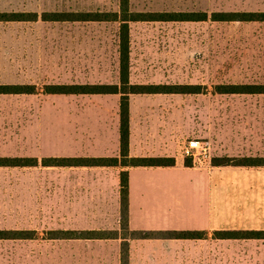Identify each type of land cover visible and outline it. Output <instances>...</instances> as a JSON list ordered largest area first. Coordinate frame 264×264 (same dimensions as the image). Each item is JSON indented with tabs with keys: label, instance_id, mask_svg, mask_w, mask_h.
<instances>
[{
	"label": "crops",
	"instance_id": "1",
	"mask_svg": "<svg viewBox=\"0 0 264 264\" xmlns=\"http://www.w3.org/2000/svg\"><path fill=\"white\" fill-rule=\"evenodd\" d=\"M35 3L36 0H0V86L34 87L33 91L0 92V264H122L123 243L126 264H264V238L215 234L264 229V165L213 162L220 157L264 156V143L249 146V138L243 135L224 133L219 137L216 127L201 126L193 138L209 146L210 156L191 160L188 165L183 153L185 143L176 142L170 130L151 126L155 118L146 116L145 106L137 103L166 93L129 95V154L174 157V165L62 166L65 172L56 176L60 184L43 200L40 129L14 125L20 111L23 115L27 110L29 115L40 111L42 85L40 79L31 78L35 76V61L11 60L10 46L4 44L11 26L43 19L42 12L31 9ZM132 22L137 21H131L130 26ZM93 95L113 103L96 109L98 115H91V122L97 125L88 132L83 130L80 136L76 130L67 131V143L73 144L67 156L120 154V94ZM254 138L257 142L260 139L254 136L252 141ZM10 157L29 161L10 165L4 162ZM125 169L129 181V230H194L201 234H123L120 174ZM43 213H50L46 240L51 251L46 253L42 251ZM68 230H117L119 234L63 237L61 231Z\"/></svg>",
	"mask_w": 264,
	"mask_h": 264
},
{
	"label": "rangeland",
	"instance_id": "2",
	"mask_svg": "<svg viewBox=\"0 0 264 264\" xmlns=\"http://www.w3.org/2000/svg\"><path fill=\"white\" fill-rule=\"evenodd\" d=\"M18 7V6H17ZM137 11H202L206 20L137 21L130 26L131 81L137 84H199V93H166L137 101L151 126L170 130L187 143L201 126L216 127L219 137L237 134L247 145L264 143V93H220L218 85L264 84V20H214L213 12H264V0H130ZM29 7H26L28 10ZM36 12L116 11L119 0H41ZM43 17V16H42ZM4 44L11 60L35 61L36 81L49 83H119V23L116 21L20 22ZM40 63V67H39ZM135 94V93H134ZM93 94L42 92L40 111L19 112L15 127L40 129L42 158L67 156L73 147L67 131L96 127L91 115L113 102ZM37 102V99H36ZM14 119L11 118V122ZM11 127L13 124L11 123ZM215 132V133H216ZM259 136L257 140L252 138ZM261 144H260V143ZM68 147V148H67ZM187 161H191L186 156ZM41 165L43 200L65 172ZM17 170V169H15ZM50 213H43V253Z\"/></svg>",
	"mask_w": 264,
	"mask_h": 264
},
{
	"label": "trees",
	"instance_id": "3",
	"mask_svg": "<svg viewBox=\"0 0 264 264\" xmlns=\"http://www.w3.org/2000/svg\"><path fill=\"white\" fill-rule=\"evenodd\" d=\"M44 20L51 21H116L119 23V83H49L44 84L42 92L49 94H120V154L118 156H49L42 159L43 165L58 166H170L175 164L174 157L168 156H131L129 154V95L131 93H199V84H137L130 82V22L131 21H182L205 20L207 12L202 11H137L130 7V0H119L116 11L95 12H63L42 13ZM214 20H264V12L229 11L213 12ZM33 86L9 85L0 86L1 91L24 92L33 91ZM220 93H264V84H226L218 85ZM10 165H23L28 158H4ZM37 162V160H35ZM217 164L264 165V156L220 157L214 158ZM189 165L191 161H187ZM120 181L121 192V229L123 234L137 237H195L201 232L194 230H129L128 205L129 181L128 171L122 170ZM63 237H117V230H68L61 231ZM221 237L264 238L263 230H230L217 231ZM126 243L122 248V264H126Z\"/></svg>",
	"mask_w": 264,
	"mask_h": 264
},
{
	"label": "built area",
	"instance_id": "4",
	"mask_svg": "<svg viewBox=\"0 0 264 264\" xmlns=\"http://www.w3.org/2000/svg\"><path fill=\"white\" fill-rule=\"evenodd\" d=\"M183 153L193 161H199L210 156L209 146L203 144L198 138L188 140L183 148Z\"/></svg>",
	"mask_w": 264,
	"mask_h": 264
}]
</instances>
